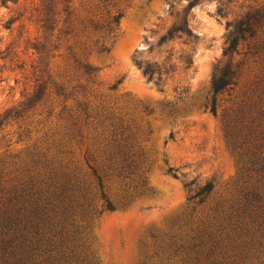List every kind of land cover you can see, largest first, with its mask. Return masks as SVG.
Listing matches in <instances>:
<instances>
[{"label": "rangeland", "instance_id": "obj_1", "mask_svg": "<svg viewBox=\"0 0 264 264\" xmlns=\"http://www.w3.org/2000/svg\"><path fill=\"white\" fill-rule=\"evenodd\" d=\"M189 1L69 0L70 14L66 20L64 15L59 18L51 37L56 49L41 65L72 93L65 102L70 112H62L61 99L54 97L34 114L29 112L25 121L0 129V158L12 168L33 146L42 144L45 132L69 127V113L76 115L72 120L77 121L79 135L70 142L72 157L94 187L87 163H107L115 138L101 107L112 113L115 122L121 120L129 136L125 143L139 169L132 166L124 177L115 172L103 181L106 197L118 206L112 212L103 211L91 223L96 264H140L141 243L149 232L166 229L188 211L192 204L188 197L197 186L206 180L214 184L205 206L235 187L237 161L227 144L222 117L254 89L261 76L260 63L245 65L231 95H217L215 115L209 107L211 80L216 68L228 61L223 54L230 29L227 22L264 0H235L222 15L217 12L218 0H196L187 8ZM39 4L40 0H0V112L21 103L32 90L29 70L35 54L29 46L39 34L35 10ZM116 10L123 13L117 35L108 52H98L94 43L98 36L90 23L102 22ZM183 16L193 37L177 32L162 39ZM241 57L242 53H235L232 61ZM136 60L168 70L162 84L148 80ZM76 62L96 68V80L87 82ZM80 85L89 87L86 96ZM83 101L90 102L88 117L75 109ZM48 108L52 111L47 116ZM168 167L177 169V178L167 172ZM140 172L146 181L145 193L122 207L120 194L124 189L136 190ZM193 179L194 183L184 186ZM95 202L100 204L101 199L96 196Z\"/></svg>", "mask_w": 264, "mask_h": 264}, {"label": "trees", "instance_id": "obj_2", "mask_svg": "<svg viewBox=\"0 0 264 264\" xmlns=\"http://www.w3.org/2000/svg\"><path fill=\"white\" fill-rule=\"evenodd\" d=\"M233 1L218 0L217 12L222 15L224 7ZM195 2L190 0L187 8ZM68 3L40 0L35 9L39 34L29 46L35 54L29 70L32 90L24 94L21 103L0 112V129L25 121L29 112L34 114L54 97L61 99L62 112H70L65 102L72 93L41 65L44 57L56 49L51 37L59 18L64 15L66 20L69 16ZM122 16V11L116 10L102 22L90 23L91 31L98 36L94 41L98 52L110 50ZM227 25L230 29L223 54L228 61L216 68L211 80V113H217V95H231L238 86L246 64L259 62L261 71L251 93L222 117L227 144L237 161L235 187L205 206L214 184L206 180L197 186L188 197L192 203L188 211L166 229L149 232L141 243L140 264H264V1L250 6ZM177 32L193 37L187 16L174 23L162 39L172 38ZM240 46L245 50L240 51ZM235 53H242V57L233 62ZM136 64L156 85L162 84L163 74L168 72L157 64H143L141 60ZM76 69L87 82H94L98 76V70L87 63L76 62ZM79 87L83 96L90 92L87 85ZM76 104L75 109L88 117L90 102ZM101 110L107 113L105 119L118 139H113L107 163H87L97 191L93 192L94 187L73 160L70 142L79 134L77 121L72 120L77 116L71 113L69 127L49 129L42 144L33 146L12 168L0 158V264H96L91 223L103 211L112 212L118 206L106 197L103 181L115 172L124 177L134 166L125 143L129 136H125L121 120L115 122L109 110ZM51 111L47 109V116ZM167 172L178 177L177 169L168 167ZM138 179L135 191L124 189L120 194L122 207L145 193L143 172ZM96 196L100 204H96Z\"/></svg>", "mask_w": 264, "mask_h": 264}]
</instances>
